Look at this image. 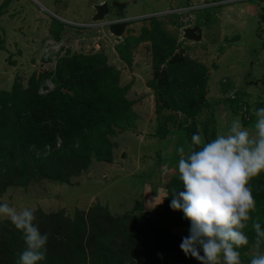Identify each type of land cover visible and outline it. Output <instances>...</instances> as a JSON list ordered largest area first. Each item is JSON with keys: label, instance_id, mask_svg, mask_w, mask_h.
<instances>
[{"label": "rangeland", "instance_id": "374dc122", "mask_svg": "<svg viewBox=\"0 0 264 264\" xmlns=\"http://www.w3.org/2000/svg\"><path fill=\"white\" fill-rule=\"evenodd\" d=\"M95 1L0 0V92L12 90L14 83L27 88L32 79H44L41 93L53 90L52 77L44 74L55 72L63 57L57 63L47 59L50 54L44 52L43 43L48 37L59 39L66 35L67 42L72 44L69 45L70 56L106 54L107 63L119 72L118 85L123 97L132 101L131 111L137 117L128 129L120 131L118 127L116 136L110 137L112 160L93 159L80 176L71 177L70 184L32 174L25 184L0 188V202L17 209L42 210L51 221L44 230L55 233V222H58L57 230L64 235L74 229L71 222L78 214L86 217L98 204L116 217L156 215L167 204L169 180L178 174L180 154L177 150L183 147L185 156L192 151L181 127L184 113L157 108V96L150 87L155 75L153 42L146 39L132 42L129 58H123L117 49L127 37L140 35L142 28H152L153 17L158 18L156 21L168 33L177 36L179 56L192 59L197 67H204V100L209 106L202 107L197 127L205 142L224 134L235 118L255 134V111L264 108V0H105L109 7L107 21L128 19V27L120 37L114 36L108 25L86 30L77 24L61 23L59 17H63V21L89 23ZM84 17L87 20H81ZM59 24L61 27L56 28ZM187 26H200L203 38L198 41L184 38L183 30ZM167 66L168 63L163 68ZM49 81L53 87L43 90ZM228 98L236 99L237 104L227 101ZM201 100L198 105L205 103L203 98ZM163 128L168 129V133L159 136L157 132ZM59 144L60 140L55 148ZM48 149L35 150V154L45 156ZM14 176L19 179L18 174ZM1 181L5 187L6 178L2 177ZM263 213L264 205L256 207L250 215L260 222ZM0 220L10 219L0 216ZM262 222L264 229V220ZM172 230L184 237L189 235L185 228ZM58 234L55 236L59 239ZM84 238L87 243L88 237ZM116 241L118 248L121 244L117 238ZM243 247V250L237 249L242 264H250L254 255L264 254V243L258 250L255 240H249ZM18 252H23L22 247H18ZM187 257V264H201L194 257ZM89 261L90 253H87Z\"/></svg>", "mask_w": 264, "mask_h": 264}, {"label": "trees", "instance_id": "16d2710c", "mask_svg": "<svg viewBox=\"0 0 264 264\" xmlns=\"http://www.w3.org/2000/svg\"><path fill=\"white\" fill-rule=\"evenodd\" d=\"M157 19L153 17L152 28H142L140 35L129 36L132 40L127 37L117 49L123 58H129L132 42L143 39L153 42L155 75L150 87L157 96V108L184 113L181 127L192 145L191 137L198 133V116L204 105L209 106L204 100V67L201 64L197 67L192 59L177 54V36L168 33ZM58 32L56 37L60 35ZM167 63V68H163ZM118 73L107 63L106 54L77 53L63 58L55 72L44 74L52 77L53 90L40 92L42 78L32 79L27 88L14 83L12 90L1 91L0 188L4 190L12 184H25L32 174L37 178L46 177L60 184H70L71 177L80 176L93 159L111 161L110 137L116 136L118 127L120 131L128 129L137 118L131 111L132 101L123 97ZM202 98L205 103L198 105ZM228 99L237 104L236 99ZM157 133L164 136L168 129L163 128ZM58 140L60 144L55 148ZM46 147L50 148L47 155L35 154V150L45 152ZM198 147L192 145V150ZM2 177L6 178L3 181L5 187L1 184ZM168 185L167 204L156 215L143 213L116 217L108 208L98 204L86 217L78 214L71 222L74 229L65 235L57 230L58 222H55V233L44 230L51 221L42 210H38L34 223L41 233L49 235L45 258L38 264H85L87 253H90L87 264H187L188 257L180 248L184 236L172 230L174 227L185 228L188 235L190 229V221L184 217L183 211L170 207L174 192L184 190L179 173L169 180ZM250 187L256 207L263 206L264 173L254 177ZM260 219L262 228L264 213ZM254 221V218L247 221V227L243 229L250 241L255 240ZM57 233L61 238L55 236ZM85 236L88 237L87 243ZM116 238L121 244L117 245L118 248L115 247ZM69 244L72 245L69 247ZM18 247L23 251L26 248L23 232L11 220H0V264H17L21 254ZM158 253L163 254V259Z\"/></svg>", "mask_w": 264, "mask_h": 264}, {"label": "clouds", "instance_id": "9594fccd", "mask_svg": "<svg viewBox=\"0 0 264 264\" xmlns=\"http://www.w3.org/2000/svg\"><path fill=\"white\" fill-rule=\"evenodd\" d=\"M102 20L107 21L106 17ZM255 116V134L235 118L224 134L210 142H205L199 133L193 134L191 143L199 147L186 156L183 147L177 150V168L184 190L174 192L170 207L182 210L190 221L189 235L182 238L180 248L201 264H242L237 249L249 243L243 229L256 209L250 182L264 173V108L257 109ZM35 212L31 207L17 209L0 202V216L10 219L23 232L26 248L17 264H38L45 258L49 235L41 233L34 223ZM252 228L258 250L264 243V229L258 221L253 222ZM158 255L163 259L162 253ZM250 264H264V254L254 255Z\"/></svg>", "mask_w": 264, "mask_h": 264}, {"label": "built area", "instance_id": "2783aa9c", "mask_svg": "<svg viewBox=\"0 0 264 264\" xmlns=\"http://www.w3.org/2000/svg\"><path fill=\"white\" fill-rule=\"evenodd\" d=\"M61 20L63 18L59 17ZM121 21H128V19H125V18H121V19H118V20H114V21H104V20H101V21H97V22H94V21H91V22H73V21H70V20H66L64 19V22L65 23H69L71 25H74V24H77V25H80L81 27H86L87 30H90L91 28H95V27H104V26H107V25H110L111 23H115V22H121ZM76 44V42H75ZM69 45L72 46V44H69L67 42V36L64 35L62 36V38H59V39H56L54 37H48V39L44 42V52L45 53H49L50 56L47 57V59H54L55 63H57V61L61 58V57H65L67 56L70 51H69ZM52 81H49L47 82V86L48 88H52Z\"/></svg>", "mask_w": 264, "mask_h": 264}, {"label": "water", "instance_id": "95a60500", "mask_svg": "<svg viewBox=\"0 0 264 264\" xmlns=\"http://www.w3.org/2000/svg\"><path fill=\"white\" fill-rule=\"evenodd\" d=\"M95 13L92 16L93 21L105 19L109 12L108 2H100L95 4ZM127 21L115 22L109 25V30L114 36H122L127 28ZM184 38L191 41H198L202 38V29L200 26H187L183 30ZM43 90H48V86L44 85Z\"/></svg>", "mask_w": 264, "mask_h": 264}, {"label": "crops", "instance_id": "0c3cea01", "mask_svg": "<svg viewBox=\"0 0 264 264\" xmlns=\"http://www.w3.org/2000/svg\"><path fill=\"white\" fill-rule=\"evenodd\" d=\"M103 1H105V0H96L95 1V3L97 4V3H100V2H103ZM233 0H231L230 2H232ZM234 1H238V0H234ZM226 3H228V2H226ZM95 11H93V13H94ZM108 15V14H107ZM222 15V14H221ZM122 17H120V18H114V19H109V21L110 20H112V21H114V20H118V19H121ZM81 20H87V17H84L83 19H81ZM106 20H107V17H106ZM91 20H89V22H90ZM58 27H61V25L59 24V26L58 25H56V28H58ZM104 27H106V26H104ZM128 27V26H127ZM126 31V30H125ZM125 33V32H124ZM202 38H203V31H202ZM201 38V39H202Z\"/></svg>", "mask_w": 264, "mask_h": 264}]
</instances>
